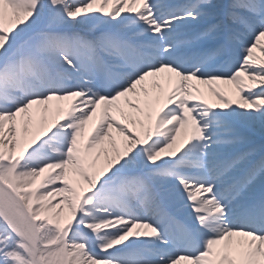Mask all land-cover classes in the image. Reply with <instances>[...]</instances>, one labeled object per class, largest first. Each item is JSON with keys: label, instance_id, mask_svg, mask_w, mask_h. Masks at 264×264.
Listing matches in <instances>:
<instances>
[{"label": "snow or ice", "instance_id": "1", "mask_svg": "<svg viewBox=\"0 0 264 264\" xmlns=\"http://www.w3.org/2000/svg\"><path fill=\"white\" fill-rule=\"evenodd\" d=\"M0 264H264V0H0Z\"/></svg>", "mask_w": 264, "mask_h": 264}]
</instances>
